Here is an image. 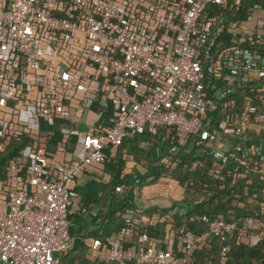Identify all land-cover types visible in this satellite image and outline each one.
<instances>
[{
    "label": "built area",
    "instance_id": "2783aa9c",
    "mask_svg": "<svg viewBox=\"0 0 264 264\" xmlns=\"http://www.w3.org/2000/svg\"><path fill=\"white\" fill-rule=\"evenodd\" d=\"M130 2L149 7L151 17H143L140 11L135 17L132 12L136 9L129 10ZM227 2L180 0L181 9L174 15L171 0H2L0 71H9L17 78V69L24 64L28 73L21 79L23 83L40 70L49 75L52 67L42 68L39 43L54 42L61 66L67 70L62 74L53 72V83L79 89L85 72L92 69L97 78H102L107 98L117 103V112L111 129L98 134L89 130L81 135L79 154L74 158L58 154L50 160L43 144L36 142V150L27 148L28 153H22L32 160L25 174L20 162L8 160L6 179L0 188V202L4 203L0 205L1 264H62L61 259L74 248L69 216L76 196L71 184L84 171L109 161L105 150L115 152L129 131H141L146 126L173 128L180 147L198 136L210 154L222 161L236 148L230 142L221 145L219 138L203 128L194 107L189 108L194 93L180 90L182 85L197 86L205 79L201 45L196 38L205 29L206 8L224 7ZM78 36L81 43L76 40ZM73 49L83 59L65 56ZM227 56L225 63L219 60L215 64L216 80L223 70L220 65L231 72L226 77L231 82L250 80L248 75L254 73L264 76V57L257 59L249 53L241 58ZM78 69L81 75H77ZM32 79L35 87L48 89L52 85L46 78ZM219 93L223 97L225 91ZM257 93L264 104V86H259ZM174 105L181 109H174ZM243 119L242 126H248L247 118ZM252 124H264V111L254 115ZM195 219L207 225V233L196 235L182 230L177 251L171 247L163 250L156 248L145 232L138 233L141 219L128 212L112 247L98 238L86 241L89 258L95 264H190L198 245L211 237L223 243L220 257L224 261L230 250L227 240L239 223L246 228L264 229V221L210 220L205 215ZM132 235L135 243L124 249L118 239ZM246 236L242 230L240 237Z\"/></svg>",
    "mask_w": 264,
    "mask_h": 264
},
{
    "label": "trees",
    "instance_id": "16d2710c",
    "mask_svg": "<svg viewBox=\"0 0 264 264\" xmlns=\"http://www.w3.org/2000/svg\"><path fill=\"white\" fill-rule=\"evenodd\" d=\"M171 2L172 8L175 9L172 14L176 15L181 9L180 0H171ZM235 2L236 0H228L224 8L209 5L204 15L209 16V10L210 13L215 12L214 16L225 15L228 19V22L225 21L222 24L225 27L227 23L246 20L249 15L247 10L250 11L255 6L252 2L260 4L258 0H240L241 8L238 11ZM129 10H135L132 14L134 13L133 15L137 18L138 11L147 18H150L152 14L149 7L135 6L134 2H130ZM56 15L67 17L65 14ZM211 21H213L211 17L205 21V29L196 38L201 45L200 63L205 67V79L197 86L182 85L180 90L183 93H187L188 90L194 93L195 97L189 104V108L194 107V111L203 122V128L219 138L221 145L230 142L236 145V148L222 161L210 154L211 150L200 141L198 136H192L185 147H180L173 128L150 129L146 126L140 133L145 132L146 135L154 137L159 132H167L168 135L166 140L155 137L153 143L148 141L151 143L149 151H155L156 155L146 167L151 168L152 172L141 173L131 166L133 162L138 164L140 161L132 162L128 153L133 150L131 142L128 141L129 135L135 136L138 133L136 130L129 131L123 144L115 152L105 150L110 158L109 161L82 173L91 175L90 181L82 188L73 187L75 200L78 199L77 214L69 216L75 226L70 230V235L74 239V248L63 257L62 264H95L89 258L86 241L98 238L108 247H112L111 242L115 243L117 240V234L121 232L123 216L128 212L133 217L141 219L138 233L145 232L156 248L165 250L171 247L173 251H177L178 246L176 247L172 241H176L178 245L182 230L196 235L207 233V225L196 221V216L205 215L210 220L222 218L224 221L252 220L253 223L264 221V124L259 126L252 124L254 115L264 111L263 102L257 98V88L264 86V80L262 82L252 80L231 82L226 79L231 72L224 71L222 68L220 79L216 80L213 75L217 63L215 59L222 49L233 44H230L232 35L227 33V27H225L213 46L209 48L213 37L215 38L211 34V29L217 27L216 22ZM218 44L222 47H217ZM243 49L254 57L263 58L264 36L257 39L256 44L255 42L244 44ZM20 65L17 69L19 76L8 80L4 86L25 87L21 79L28 70L24 64ZM66 70L67 68L63 67V71L66 72ZM55 85L51 86L56 87ZM221 89L225 91L223 97L219 96ZM62 97L65 96L62 95ZM12 99L11 102L15 103V98ZM90 108L105 123L104 126L98 123L89 130L98 134L113 127L117 103L108 99L106 92L97 91V96ZM174 109L181 108L174 105ZM244 117L249 123L246 127L242 126ZM52 120L54 126L49 127L48 130L53 134L43 143L46 156L50 160H54L60 153H71L78 140V136L74 134H59L58 131L61 129L58 121L54 119V116ZM59 122L69 127L67 129L76 128V124ZM35 143L29 135L21 131L15 132L9 126L0 127L1 187L6 179L9 159L14 158L20 162L24 174L31 168V158L23 156L22 152L26 148L36 150L39 144ZM147 146V144L144 145L145 148ZM160 178L176 181L183 190V199L172 201V205L166 209L139 205L137 196L143 184L155 182ZM83 216L91 218L90 224L83 219ZM142 218L147 220L144 221ZM90 225H94V228H90ZM242 230L246 231V237H240ZM135 239L133 235L123 237L118 239V243L126 249L135 243ZM227 244L230 250L226 259L222 261L220 248L223 243L219 239L208 237L198 245L190 264H264L263 228H246L239 223L227 240ZM129 264H135V262Z\"/></svg>",
    "mask_w": 264,
    "mask_h": 264
},
{
    "label": "crops",
    "instance_id": "0c3cea01",
    "mask_svg": "<svg viewBox=\"0 0 264 264\" xmlns=\"http://www.w3.org/2000/svg\"><path fill=\"white\" fill-rule=\"evenodd\" d=\"M259 1L260 4L252 2V4L255 6L252 10H247V12H249V15L246 20H236L234 22L227 23L225 27H227V33L232 35L230 44L233 45L222 49L218 53V56L215 59L216 61L223 60V63H225L227 60H229L228 58L230 57L227 56V54L234 56V58H241L242 55L248 54L247 50L243 49L244 44H247L248 42H255L256 44V40L261 36H264V0H258V2ZM235 4L237 5L236 8L239 11L241 8L240 0H236ZM3 6L4 5L2 3V0H0V8H2ZM209 14V16L208 14L205 15V20H208L211 17L213 18V21L211 22H216L217 24L216 28L211 29V34H213L212 36H215V38L213 37L209 45L210 48L213 46L214 41L217 39V37L219 38L223 30L225 29L224 25L222 24L228 19L225 18V15L214 16L216 15L215 12L210 13V10ZM78 38L79 39H76L77 42L79 41V43H81V36H78ZM39 47L41 49L43 58L42 68L46 69V67L48 66V68L50 69V67H52V69L49 70V75H47V72L40 70L39 72L35 73V76L30 77L31 79L28 78L25 81V87L16 86L13 89L5 87L4 83L14 77L9 74V71H0V127L9 126L15 132L21 131L24 134L29 135V137L32 138V140H34L35 142L43 144L53 134L48 130V128L54 126L52 120L54 116V119L58 121V126L61 129L58 131L59 134L63 135V133H69L78 136V140L73 148V151L71 153H65L66 155H70L72 158H74L79 154L81 135L85 132V130L87 131L89 129H92L98 123L99 125L104 126V120L101 119L100 116L90 108L93 100L97 96V91H104L102 82L103 80L102 78H97V75L94 74L92 69H88L87 72H85L84 69L86 77H84L80 81V84L78 85L79 89L67 88L64 84L62 85L61 83H56V87H52L50 85L48 89L35 87V80L32 79L33 77L38 80L46 78L48 79L50 84L52 83L53 85L54 83L51 80V76L54 75L53 72H57L59 74H62L64 72L61 66L62 64L60 63L61 61L58 58V50L55 49V43L44 41L39 43ZM217 47H222V45L218 44ZM65 56L69 59L71 57L83 59V56H80L76 49L65 53ZM257 59L261 58L257 57ZM223 70L228 71V68L225 67L223 68ZM81 73V70L78 69L77 75H81ZM248 78L250 80L259 82H262L264 80V76L258 73L250 74L248 75ZM62 95L65 97H62ZM45 97H47L46 100L44 99ZM12 98H15V103L11 102L13 101ZM89 99H91L92 102ZM59 121L66 122L68 124H76V128L67 129L69 127H65L63 123H60ZM38 128H40V130ZM257 130L259 129L257 128ZM140 132L141 131H137L138 134L135 136L129 135L128 141L131 142V149H136V151L131 150L128 152L129 159H131L132 162L135 160L140 161L138 162V164H134L133 162L131 166H133L135 169H138L141 173H151L152 169H147L146 167L149 166V161L155 158L156 153L155 151H149L148 148L151 143H148V141L153 143L155 137H161L160 139L166 140L168 133L159 132L154 137L151 135H146L145 132ZM145 144L148 145L146 148L144 147ZM27 150L28 149L26 148L22 153L27 154ZM65 154L60 153V155ZM90 179L91 175L82 174L76 178L71 186L82 188L87 182L90 181ZM183 197V190L179 187L176 181L170 178H160L155 182H146L143 184L137 196V203L144 207L151 206L154 208L166 209L172 205V201H181ZM0 205L1 207H3L4 203L0 202ZM95 212H97V210ZM71 214H77V205L75 211H71ZM83 219L88 224H90V217L83 216ZM73 228H75L74 225ZM90 228H94V225H90ZM172 243H174L176 247L178 246L176 244V241H172Z\"/></svg>",
    "mask_w": 264,
    "mask_h": 264
},
{
    "label": "rangeland",
    "instance_id": "374dc122",
    "mask_svg": "<svg viewBox=\"0 0 264 264\" xmlns=\"http://www.w3.org/2000/svg\"><path fill=\"white\" fill-rule=\"evenodd\" d=\"M77 203H78V200L76 199V200L74 201L72 207H71V211H72V212L75 211V208H76Z\"/></svg>",
    "mask_w": 264,
    "mask_h": 264
}]
</instances>
